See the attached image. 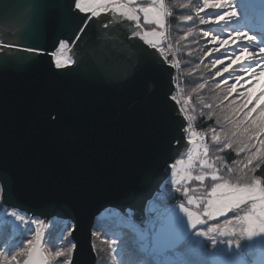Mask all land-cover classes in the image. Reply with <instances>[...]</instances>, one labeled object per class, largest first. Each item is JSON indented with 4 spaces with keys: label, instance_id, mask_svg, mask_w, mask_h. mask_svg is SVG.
<instances>
[{
    "label": "water",
    "instance_id": "95a60500",
    "mask_svg": "<svg viewBox=\"0 0 264 264\" xmlns=\"http://www.w3.org/2000/svg\"><path fill=\"white\" fill-rule=\"evenodd\" d=\"M249 2L259 12L261 0ZM72 5L0 0V187L7 189L6 208L46 223L70 221L75 264H97L90 252L96 220L107 210L126 217L131 211L143 228L148 203L170 176L164 161L176 153L157 151L169 77L133 47L142 42L126 34V25L112 30L90 22L78 32L83 15ZM69 37L76 63L66 69H55L48 54L25 51L54 52ZM163 115L167 138L176 137L182 118L167 106ZM208 253L210 264L229 260Z\"/></svg>",
    "mask_w": 264,
    "mask_h": 264
},
{
    "label": "snow or ice",
    "instance_id": "6c2138e0",
    "mask_svg": "<svg viewBox=\"0 0 264 264\" xmlns=\"http://www.w3.org/2000/svg\"><path fill=\"white\" fill-rule=\"evenodd\" d=\"M72 7L76 13L83 15V22L77 29L80 33L84 32L90 22L112 30H116L117 25H126V34L142 42L133 47L169 77V88L164 94L158 120L157 151L161 155L165 152L176 153V157L164 161L165 170L170 171L171 187L182 195L184 201L173 208L165 203L157 217L148 220L143 228L134 221L132 215H128L126 220L121 217L120 223L129 231L122 233L119 243L116 237L101 240L102 244L108 245L112 260L115 264H200L174 257L180 254L181 249H191L193 244L199 246L200 238H203L215 250L212 256L229 257L228 261H217V264H264V177L255 175L264 166V106L257 111L252 99V89L259 83L258 78L264 76V38L249 35L241 29H234L226 36L214 34L210 30L202 32V36L211 45L204 57L224 49L221 55L210 62L211 69L224 65L212 77L216 81L214 90L223 93L218 91L213 97V103L200 95L207 86L206 80L195 83L187 90L181 86L180 76L176 74L181 70L177 57L182 42L193 36L194 30L188 26L183 35L174 38L166 20L176 14L181 23L193 21V15L175 12L177 8L184 10L192 7L190 0L188 3L171 4H166L165 0H151L148 6L141 4L140 0H73ZM242 7L247 8L240 4H224L222 0H203L202 4L195 6V17L200 25L218 24L225 17L228 18L225 23H229L233 18H239L237 11ZM225 8L227 11L201 15L208 9ZM102 13L105 19H99ZM259 18L264 26V0L260 2ZM71 19L75 23L77 18ZM72 39H61L54 52L46 53L44 49L33 48L25 51L37 56L48 54L52 57L55 69H66L76 63L68 55L72 50L69 43ZM74 39L79 40L80 36L75 35ZM242 39L246 43L240 44L238 48L233 47ZM244 57H247V61L230 71L232 65L243 61ZM199 69L200 64L197 63L187 75ZM218 77L223 79L217 80ZM229 80L233 82L229 83ZM249 80L253 81L251 85L248 84ZM193 96H196V103L202 109H207L206 113L200 112V117L212 120L215 116L219 130L208 124H205L202 131L194 128L197 116ZM261 96H264V90L256 97V101ZM165 106L182 118L177 125L176 137L171 139L167 138L169 127L163 115ZM49 119L58 121V114L50 113ZM209 138L211 144L207 142ZM226 150H231L236 156L231 164L226 163V158L220 155ZM241 154H244L242 158ZM206 180L211 181L210 190L205 186ZM192 182H197L199 187H191ZM6 190L0 187V201L4 203H8L5 199ZM10 207L11 210H6L5 216L11 220L5 219L0 224V264H56L57 261L59 264H75L78 245L74 239H69L73 237L75 225L65 230L59 238V244H53L45 239V232L50 227L45 220L33 218L30 221L26 214L14 206ZM177 207L186 221L177 214ZM229 213L232 214L230 217ZM221 217L224 218L222 222ZM207 221L216 223L207 226ZM8 224L12 227L11 235L5 233ZM188 229L194 230L195 239ZM17 231H21L22 235L30 233V236L14 242L13 237ZM91 236L101 239L99 231H92ZM241 241L249 243L242 245ZM221 244H225L226 249H221ZM234 247L237 251H230ZM102 251L95 243L91 244V253ZM245 251L258 252V259L254 257L249 260L244 255ZM204 254H209L206 246Z\"/></svg>",
    "mask_w": 264,
    "mask_h": 264
},
{
    "label": "trees",
    "instance_id": "16d2710c",
    "mask_svg": "<svg viewBox=\"0 0 264 264\" xmlns=\"http://www.w3.org/2000/svg\"><path fill=\"white\" fill-rule=\"evenodd\" d=\"M188 2H189L188 0H166V4L188 3ZM199 2H200L199 0L198 1L192 0V3H191L192 7H190L189 9H184V10H180L177 8V9H175V12L180 13L182 11L183 14H185V15L191 14L194 17L193 21H195V20H197V18L195 17V6H197L199 4ZM240 2H241V5L247 6L246 9L244 7H242V9H241V13L242 14L245 13L243 16L242 22L246 26L247 30L254 33V34H258L264 38V26H262L260 23L259 13H256L250 9L249 5L247 4V0H240ZM214 11H216V10H214ZM207 12H212V10H206L205 13H201V15L204 16ZM219 12H224V10H219ZM225 20H228V18H226ZM167 24L169 25L170 30L172 31V35L174 38H178L180 35H183L184 31L186 30V28L188 26L192 27V25H190L191 23H187V22L181 23V21L179 20V16L176 14H174L173 16H171L170 18L167 19ZM229 24L236 25V24H238V22L236 23L235 21H230ZM213 28H214V26H208V27H205L203 25L193 26V30L194 31L196 30L197 33L200 31L203 32L204 30L212 31ZM212 32L215 33L214 31H212ZM201 35H202V33H201ZM201 35H199V36L201 37ZM187 40L182 42L183 46L181 47L180 53L177 57V59H179L180 63H181V70H180V73H176V74L180 76L181 86L185 87L187 90H190V87L194 86L195 83L204 82L206 80L208 82L207 86L204 90H202L200 92V95L205 97L209 102L215 103V101L213 100V97L217 94V92L219 90H214V85H211L212 83H215V80H213L212 77H213V74L215 71L219 70L220 68H222L224 66L219 65V66H217L216 69H211L210 66H207V68L205 69L206 71H204L203 68H205V66H202V65L205 62H208L210 59L212 60L214 57L219 56L218 55L219 52H213L212 55L208 56V57H204V55H203V56H200L199 58L196 59V55H194L193 48L191 49L185 43V42H187ZM205 45L202 48H200L202 51H204V49L207 51L208 48L211 47V45H209V44H205ZM189 53H191V55H189ZM202 57H203V63H201V60H200ZM197 63L200 64V69L193 72L191 75H187V73L191 69H193L195 64H197ZM238 66H240V64H237V65L234 64L230 70H234ZM204 75L206 76L205 78H204ZM225 76H228V75L225 74ZM221 79L219 78L217 80H221ZM233 96H235V93L233 94ZM196 99H197L196 96L192 97L193 106L196 109L195 115L197 116V120L194 121V128L197 131H202L205 128V124H208V125L216 126L217 130H219V126H217L215 124V119H216L215 116H213L212 120H207L206 117H200V112L204 111L206 113L207 109H202V106L196 103ZM226 104H227V101L225 102V105ZM216 111H217V113H219L220 110L217 109ZM207 142L209 144H211L210 138ZM220 155L222 157H225L226 158L225 162L229 163V164H231L232 160L236 159L235 154L231 150H226V152L220 153ZM243 155L244 154H241V158L243 157ZM255 175L264 177V166L260 167L257 170V172L255 173ZM166 186H168V184ZM166 189L167 188H165V190L163 191L162 194L161 193L156 194V196L154 197L155 200L160 201V204H164L166 202L165 201L166 198H167L168 203L171 202V200L169 199V198H171V195H169V192L166 191ZM170 192H171L170 194L173 193L171 190H170ZM172 197H176V195L175 196L172 195ZM6 210L10 211L11 209L4 207L2 204V201H0V224H2L4 222L3 218H8L5 216ZM22 214H24V213H22ZM106 214H109V216L111 214H113L115 216L112 217L111 219L110 218H104V217L100 216L96 220L95 227L93 229V231H99L100 236H101V239L93 238V243H95L98 248L103 249L102 252L97 253V257H98V263L97 264H115V262L112 260L111 254L109 252L108 245L102 244L101 240L116 237L118 239V243H119V238L121 237L122 233L129 231L128 229L124 228L122 223H120L121 217L125 220L127 219V217L125 215H122L120 212H118L116 210H107ZM228 215L230 217L232 214L229 213ZM26 216L30 221L33 219L29 215H26ZM223 219L224 218H220V222H222ZM215 223H216V221L214 223H210V224H215ZM49 225H50V227L46 231L45 239L51 241L53 244H59L60 236L65 232V230L68 227L72 226V223L70 221L52 219L49 222ZM5 233L8 235L12 234L11 224H8L6 226ZM27 236H30V233H24L22 235L21 231H17V232H15V235L13 237V241L17 242V241H19V240H21ZM69 239L71 240V237H69ZM65 243H66V241H65ZM243 245H244V243H243ZM205 246L207 248V252L212 250L211 244L209 242L204 244V248H205ZM205 256L207 257V255H205ZM254 257H256V255H251V259H253ZM117 258L119 259L120 257L118 256ZM56 264H59V261H57ZM206 264H210L209 260H206Z\"/></svg>",
    "mask_w": 264,
    "mask_h": 264
},
{
    "label": "rangeland",
    "instance_id": "374dc122",
    "mask_svg": "<svg viewBox=\"0 0 264 264\" xmlns=\"http://www.w3.org/2000/svg\"><path fill=\"white\" fill-rule=\"evenodd\" d=\"M199 1H200L199 4H202L203 0H199ZM165 2H166V0H165ZM190 2L192 3V0H190ZM140 3L143 4L144 6H148L151 3V0H140ZM222 3H224V4L233 3V4H240L241 5L240 0H222ZM241 9L242 8L238 9V11H237V16L239 18L238 19L237 18H233L231 20V21H235L236 23L238 22V24H236V25L229 24L230 22L229 23H225V21H227V20H225L227 17H225L224 20H222V22L220 21L218 24H212V23H210L208 25H203V26H205V27L214 26V28L212 29V31L215 32L214 34H220L222 36H226L229 32H231L234 29H241V30L247 32L249 35H252L253 33L250 32V31H248L247 28H246V26L242 22L243 21V16H244L245 13L242 14L241 13ZM208 10H212V12H214L213 9H208ZM215 10L217 12H219V10L227 11L226 8L225 9H215ZM166 23H167V20H166ZM187 23H191L190 25H192V27L195 26V25L201 26L199 24V20L198 19L195 20V21L187 22ZM201 33H202V31H200V32L197 33L196 30H195L194 31V35L191 36V37H189L188 40H187V42H185L188 47H190L191 49L193 48L194 55H196V59L199 58L200 56H203L204 53L206 52L205 49H204V51H202L200 48H202L205 44H209L208 41H207V38H204L201 35ZM198 34L201 35L202 38ZM258 37H261V36L259 35ZM244 43H246L245 40H243V39L242 40H239V41L236 42V45H233V47L238 48V46L240 44H244ZM223 51H224V49H221V51L219 52L218 55H221L223 53ZM68 55H69V53H68ZM246 61H247V57H244V60L241 61V62H238L237 64H241V63L246 62ZM210 62H211V59L208 62H205L202 65V66H205V68H203L204 71H206L205 70L207 68L206 66H210ZM237 64H235V65H237ZM221 66H224V65H221ZM230 71H232V70H230ZM225 74L228 75V73H225ZM205 77L206 76L204 75V78ZM219 78L220 79L221 78L223 79V77H218L216 79H219ZM258 79H259V83H256L255 88L252 89V99L255 101V108H256L257 111L260 109V107L264 106V96H261L260 99L258 101H256V97L260 95V93H261L262 90H264V76H261ZM231 82H232V80H229V83H231ZM252 83H253V81H251V80L248 81V84L249 85H251ZM211 85H214V83H212ZM238 90H242V89H239L238 88ZM219 92H220V94H223L221 90H219ZM253 115H255V113H253ZM185 159H186V157H185ZM197 167H198V165H197ZM222 174L227 175L226 173H222ZM170 179H171V177L169 176L167 178L166 182L162 185L161 194L163 193V191L165 190V188H167L166 191H168L169 192V195H171V198H169L171 200V202L168 203L167 202V198H166V200H165L166 202L165 203H167V206L169 208H173V207H176L179 202L184 201V198L182 197V195L180 193H176L175 190L171 187ZM165 184L166 185L168 184V186H166ZM190 186L191 187H199V185H198L197 182H192ZM205 186L210 190L211 181L210 180H206L205 181ZM170 190L173 192L172 194H170L171 193ZM172 195L173 196L176 195V197H172ZM164 204H160V201L155 200L153 198L148 203V206H147V217H148L147 221L150 220V219L156 218L157 215H158V213H159V211L161 210V208H162V206ZM176 210H177V214L181 218L185 219V221H186V218L183 217V214L182 213H179L178 207H177ZM127 215H132V212L131 211H127ZM114 216L115 215H113V214H111L109 216V214H106V211L101 215V217L110 218V219L112 217H114ZM221 218H223V217H221ZM5 219L11 220V218L8 217V218H3V221H5ZM214 222L215 221H207V226H213L214 224H210V223H214ZM199 227L200 226H198V228ZM188 232H189L190 235H192L194 237V230L188 229ZM45 234H46V232H45ZM194 239H195V237H194ZM207 242H208L207 240H204L203 238H200V245L199 246H196L195 244H193L192 247H191V249H188V250L181 249L180 254L178 256L174 257V259H178V260L190 259V260H193V261L200 262V264H206V260H208V255L206 257L205 254H204V244L207 243ZM243 243L246 244V243H249V242L248 241H241V244L242 245H243ZM219 247L221 249H226V245L225 244H221V245H219ZM212 250H213V252H215L214 249H212ZM118 251H119V249H118ZM245 252H247V251H245ZM247 253H248L249 258L251 259V255H256L258 252L253 251L251 253H249V252H247ZM97 263H98V259H97Z\"/></svg>",
    "mask_w": 264,
    "mask_h": 264
},
{
    "label": "flooded vegetation",
    "instance_id": "af4514ba",
    "mask_svg": "<svg viewBox=\"0 0 264 264\" xmlns=\"http://www.w3.org/2000/svg\"><path fill=\"white\" fill-rule=\"evenodd\" d=\"M101 15H104L103 13L101 14ZM143 21H142V19H141V23H142ZM148 26H145V28H147Z\"/></svg>",
    "mask_w": 264,
    "mask_h": 264
}]
</instances>
